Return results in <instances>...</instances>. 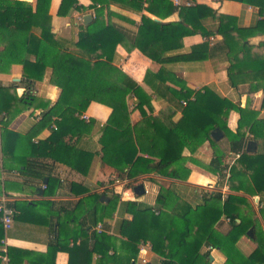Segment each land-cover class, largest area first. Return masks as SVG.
Returning a JSON list of instances; mask_svg holds the SVG:
<instances>
[{"label": "trees", "instance_id": "trees-1", "mask_svg": "<svg viewBox=\"0 0 264 264\" xmlns=\"http://www.w3.org/2000/svg\"><path fill=\"white\" fill-rule=\"evenodd\" d=\"M41 1L44 13L39 15L33 12L27 2L0 0V47L3 46L0 50V74L9 73L14 64L22 65L27 90H31L35 82L43 80L46 70L51 68L52 83L62 89V93L52 108L49 101L39 102L44 110L42 120L32 132L24 135L9 130V125L22 112L23 107L38 100L27 94L22 97L12 96L10 93L13 87L0 86V114L6 115L1 121L2 150L5 156L3 169L17 170L22 175L45 181L49 175L43 172L31 173V169L36 163L41 166V158H51L53 162L63 163L87 176L89 173L82 167L88 168L98 156L102 167L115 169L117 178L121 181L128 180L129 186H132L139 181L138 178L146 175L186 180L191 173L187 163L192 162L218 176L223 183L226 181L233 193L225 198L220 191L210 193L203 197L200 204L193 206L179 200L174 189L161 187L154 206L132 203L143 212L145 219L139 227L125 223L127 227L131 226L126 240L117 239L107 233L109 226L104 220V204L97 198L100 213L96 209V221L102 226V231H93L83 225L75 231V235L64 236L59 229L48 253L39 257L31 251L9 248V264H23L24 260L38 261L41 257L40 261L44 258L46 262L55 264L58 252H68L70 264H92L95 254L98 256L96 264H132L137 260L140 245L154 242L159 216L162 213L168 215L169 210H172V222L162 246L161 255L165 258L162 264H211L210 254L201 253L204 245L220 249L227 257L225 264H264V232L257 212L246 206L247 198L244 196L264 194V142L257 153H246L245 147L251 137H244L228 127V101L209 88L205 89V94L197 95L194 101H190L192 92L188 90L174 92L181 104L187 102V105H182V119L172 126L166 125L159 117L148 116L142 108L149 99L142 97L143 91L133 79L113 65L110 53L114 50L113 45L105 49L107 37H101L102 26L99 27L101 10L96 5L90 7L95 8V20L82 26L75 46H66L62 40L56 38L50 28L44 26L51 0ZM154 1L162 4L163 13L156 12L158 17L173 14L179 9L170 0ZM152 4L147 9L150 13L155 12V5ZM73 9L84 12L86 8L79 6L78 0H63L59 15L67 16ZM180 12L181 21L171 23L158 22L144 16L134 46L142 51L148 48L160 51L156 45L147 43L146 39L158 35L161 42L167 38H183L197 32L205 34V29L198 24L199 20L206 14L215 13L207 6L182 7ZM260 23L263 25L264 20ZM34 26L42 27L40 37L32 33ZM103 29L104 32L108 31ZM246 32L250 33L249 30ZM208 34L211 35L210 32ZM228 34H223L224 42L231 48ZM98 49L103 50L99 56L96 53ZM200 49H208V44L204 43L195 48ZM32 57L35 59H31ZM241 64L244 65L245 62L236 67ZM261 70L264 68L259 71ZM230 79L233 82L232 76ZM131 97L138 98L139 104L136 108H140L142 114V121L134 126L131 124V112L127 103ZM92 102L112 108V115L105 125H100L93 119L87 122L83 118ZM238 110L242 120L255 117L248 109ZM53 122L57 123V130L51 127ZM43 127H51L52 135L47 140L35 143L33 139ZM96 128L99 135L111 129L121 132V137L109 144L97 145V151L90 147L84 150L79 148L76 140L90 136ZM216 128L223 133L222 140H228V151L221 148L222 140L215 141L212 138V132ZM207 142L211 145L213 157L209 164H204L192 156ZM186 151L191 153V157L184 155ZM231 153L240 157L229 164ZM215 201H224L223 206L212 204ZM259 214L264 218V209L260 205ZM223 218L228 220L225 229ZM251 228L256 247L246 256L237 244L242 237L248 236ZM2 236L1 234L0 240ZM79 239L81 242L76 244ZM71 240L74 241L72 248ZM118 249L122 251L121 254H118Z\"/></svg>", "mask_w": 264, "mask_h": 264}, {"label": "crops", "instance_id": "crops-1", "mask_svg": "<svg viewBox=\"0 0 264 264\" xmlns=\"http://www.w3.org/2000/svg\"><path fill=\"white\" fill-rule=\"evenodd\" d=\"M18 1L29 3L36 14L44 13L41 0ZM170 1L179 9L173 14L158 17L156 12L163 13L162 4L153 0H78V5L86 8L85 11L79 12L73 9L67 16L59 15L63 0H51L49 15L44 26L50 28L56 38L62 40L66 46H75L79 41L82 26H85L84 17L92 16L89 24L95 20V8L90 9V7L96 5L102 14L99 25L102 26L101 37H107L105 49L113 45L114 50L110 52L113 65L133 79L143 91L142 97L149 99L144 102L142 108L148 116L159 117L166 125L172 126L183 116V104L174 92L188 90L192 92L190 101H194L197 95L205 94V89L209 88L228 101L226 112L228 127L233 132L251 137L250 140L257 142L255 152L257 153L264 142V70L259 71L264 68V24L260 23L264 20V13H261L264 10V0ZM151 3L155 5L153 8L155 12L152 13L147 10ZM195 6H207L215 11L214 15L206 14L199 20L198 24L205 29V34L197 32L191 36L167 38L161 42L158 35L148 37L146 42L156 45L160 51L150 48L142 51L134 46L144 16L162 23L179 22L181 8ZM103 28L108 31L104 32ZM246 30L250 33L248 34ZM209 32L211 35L208 34ZM32 33L40 37L42 27L34 26ZM223 34L229 35L231 48L225 44ZM204 43L208 44V49L195 50ZM1 49H3L2 45ZM101 51L103 50H96L98 56L101 55ZM163 59L166 60L163 62ZM241 62L245 64L236 67ZM230 76L233 77V82ZM52 79L53 69L48 68L43 80L35 82L34 87L27 90L22 65L14 64L9 73L0 74L1 87H13L19 90L17 94L12 91L10 95L22 97L27 94L38 100L28 107H23L22 112L9 125V130L25 135L38 126L44 114L39 102L49 101L52 108L61 97L62 89L53 85ZM128 101L131 124L134 126L142 121L141 110L136 108L139 101L137 97H131ZM239 108L248 109V112L255 117L250 116L249 119L242 120ZM111 115V107L92 102L83 118L87 122L93 119L100 125H105ZM5 116L0 114V202L5 200V204L13 210L14 216L12 228L6 230L2 225L0 213V236L3 235L0 240V264H9V256H7L9 248L31 251L39 257L45 255L59 229L64 236L75 235V231L83 225L98 231L100 223L96 221V209L100 213V207L96 203L97 198L104 204V220L109 226L107 233L117 239L126 240L131 226H142L145 219L143 212L136 209L132 203L140 202L154 206L161 187L174 189L179 195V200L193 206L200 204L203 197L210 193L220 191L224 198L229 193H233L226 181L223 183L218 176L192 162L187 164L191 173L186 180L146 175L138 178L139 181L132 186H129V181L114 183L112 180L118 176L116 170L108 166L102 167L98 156L88 168L80 165L89 173L87 176L63 163L53 162L51 158H41L39 160L41 166H37L36 163L31 173L43 172L49 175L46 177V183L22 175L17 170H5L1 124ZM51 127L57 130V123L53 122ZM51 127H43L33 141L37 143L47 140L52 135ZM120 137L121 132L111 129L99 135L96 128L90 136L79 140L74 137V139L79 148L84 150L90 147L91 150L97 151V145L109 144ZM220 145L229 150L227 139H223ZM201 152L198 150L192 157L201 163L209 164L213 151ZM17 153L21 155L20 151ZM229 156V164L240 157L233 153ZM140 184L144 185L145 194L137 197L134 188ZM84 190H87V193H84ZM244 196L247 198L246 206L257 212L259 224L264 232V218L259 214V205L264 209V194ZM103 197L107 198L102 199ZM223 202L215 201L212 204L223 206ZM167 212L168 215L162 213L159 216L154 242L140 245V252L134 264H162L165 260L161 251L172 222V210ZM222 221L225 223L223 228H227L228 220L223 218ZM125 223H130L131 226L127 227ZM80 242L79 239L76 244ZM73 246L74 241L71 240L70 248ZM237 247L248 256L255 250L256 245L252 237L244 236L238 241ZM118 250V254H121L122 251ZM201 253L210 254L211 264H225L227 261L226 255L213 246L204 245ZM97 258L95 254L92 264L97 263ZM40 260H24L23 264H51L44 258L43 261ZM70 262L68 252L57 253L55 264H70Z\"/></svg>", "mask_w": 264, "mask_h": 264}, {"label": "water", "instance_id": "water-1", "mask_svg": "<svg viewBox=\"0 0 264 264\" xmlns=\"http://www.w3.org/2000/svg\"><path fill=\"white\" fill-rule=\"evenodd\" d=\"M92 19V16L91 15H86L84 17V24L85 26H87L89 24V22L91 21ZM223 133L221 132L220 129L216 128L215 130H213L212 132V138L215 140V141H220L222 140L223 138ZM246 153L248 154H254L256 151H257V142L253 141V140H249L246 144V149H245ZM47 181V180H46ZM45 181V183H46ZM134 193L137 197H141L145 194V187L144 185L140 184V185H137L135 188H134ZM107 197H103L102 199H105ZM247 235L249 237H252L253 238V229H250L247 233ZM134 264V263H132Z\"/></svg>", "mask_w": 264, "mask_h": 264}, {"label": "built area", "instance_id": "built-area-1", "mask_svg": "<svg viewBox=\"0 0 264 264\" xmlns=\"http://www.w3.org/2000/svg\"><path fill=\"white\" fill-rule=\"evenodd\" d=\"M183 105L186 106L187 105V102H183ZM239 157V155H237ZM114 183L115 182H119L121 181L120 179L116 178L115 180H112ZM122 182H125V183H128V180H125V181H122ZM0 213L2 215V224L4 226V228L6 230L8 229H11L12 228V224H13V216H14V212L13 210L7 206L5 204V200H1L0 202ZM98 231H102V226L100 225L98 227ZM210 249H212V247H210ZM7 256H6V260H7Z\"/></svg>", "mask_w": 264, "mask_h": 264}, {"label": "rangeland", "instance_id": "rangeland-1", "mask_svg": "<svg viewBox=\"0 0 264 264\" xmlns=\"http://www.w3.org/2000/svg\"><path fill=\"white\" fill-rule=\"evenodd\" d=\"M14 92L15 94H17L18 93V89H16V88H13L12 90H11V92ZM129 101H127V103H128ZM128 106H129V104H128ZM129 109H130V107H129ZM206 146L208 147L207 149H206ZM221 146V145H220ZM223 150H225V151H228L225 147H221ZM198 150H200V151H202L201 153H205V152H207V151H212V148H211V145H210V143H205L204 145H202ZM197 150V151H198ZM196 151V152H197ZM191 153L189 152V151H186L185 152V156L186 157H191V155H190ZM236 158V157H235ZM230 163V162H229ZM188 164V163H187ZM199 166V165H198ZM119 182H122V181H119ZM149 187V186H148Z\"/></svg>", "mask_w": 264, "mask_h": 264}]
</instances>
